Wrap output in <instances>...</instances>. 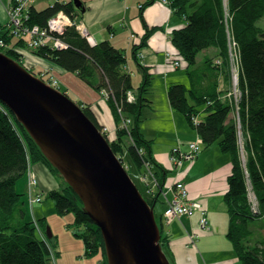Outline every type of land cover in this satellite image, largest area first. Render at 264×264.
I'll list each match as a JSON object with an SVG mask.
<instances>
[{
    "label": "trees",
    "instance_id": "1",
    "mask_svg": "<svg viewBox=\"0 0 264 264\" xmlns=\"http://www.w3.org/2000/svg\"><path fill=\"white\" fill-rule=\"evenodd\" d=\"M166 1L184 20V26L175 30L171 37L174 47L181 53V58L177 57L176 62H180L179 66L191 79L189 86L180 82L171 83L168 100L174 111L180 112L189 126L198 132L206 147L216 144L222 153L231 156L233 166L228 178L229 189L225 194L229 217L228 238L240 264H264V231L255 234L252 229L254 223L264 225V0ZM61 10L68 13L75 23L74 26H67L60 36L66 49H39L36 54L66 74H75L96 93L107 94L106 103L117 125L116 137L113 142L109 141L110 146L121 161L124 152L132 158L135 171L129 174L136 185L135 174L144 176L145 164H151L149 170L159 177L156 187L159 191L150 200L144 198L150 207H154L170 177L169 171L156 161L152 141L147 140L141 132L143 109L152 103L149 91L153 84V73L138 58L148 45L154 29H148L143 40L135 41L132 45L136 69L141 72L140 76H136L129 69L125 50L108 40L92 45L77 31V17L81 13L73 1H58L42 11L33 7L30 22L45 28L49 19ZM140 17L144 19L142 14ZM21 45L18 42L10 47L17 49ZM232 45L236 46L239 59V87L242 93L238 105L240 123L233 115V104L223 94L226 90H233L230 66ZM14 49V52L3 49L0 52L26 68L20 57L22 55ZM208 54L211 56L206 57ZM139 77L140 81L136 82L135 78ZM131 93H136L134 101L130 100ZM79 105L103 132L106 126L99 122L93 106L84 102ZM125 120L131 122L129 126L124 124ZM31 163L33 166L45 165L51 174L63 181L60 172L46 159L27 130L0 102V264H55V260L60 258L57 237L47 236L46 219L28 222L23 194L17 193L18 181L27 174ZM122 164L125 167L124 161ZM250 187L259 206L258 212L249 202ZM63 188L59 191L57 185L49 194L56 203L57 213L62 216L74 214L75 219L70 227L75 230V237L85 245L84 258H93L101 252L103 259L100 264H108L99 227L83 212L82 202L67 182ZM156 220L162 232L163 251H169L170 254H166L174 259L169 250V236L164 233L165 223L160 218Z\"/></svg>",
    "mask_w": 264,
    "mask_h": 264
},
{
    "label": "crops",
    "instance_id": "2",
    "mask_svg": "<svg viewBox=\"0 0 264 264\" xmlns=\"http://www.w3.org/2000/svg\"><path fill=\"white\" fill-rule=\"evenodd\" d=\"M58 1L66 3L74 0H38L34 7L42 11ZM14 2V0H0V27L3 28V25L8 24V10ZM81 2L83 7L78 9L81 15H78L77 20L90 30L91 36L97 44L108 40L121 50L122 48L127 50L129 69L134 73L137 72L135 75L139 74L140 76L141 72L136 70L135 62L132 60V45L135 42L132 38L135 37L137 41H142L147 30L154 29L148 45L142 50V53L145 54L144 65L153 73V84L149 95L151 106H147L142 112L141 132L147 140L152 141V151L156 161L170 173L165 187L168 188L175 181L183 179L188 186L190 197L196 200L203 209H206L211 228L209 230L201 229L199 212H196L193 217L176 218L168 224L164 221L165 234L169 236L170 250L175 262L177 264H240L235 248L228 238L229 217L227 206H225V194L229 189L228 178L233 166L231 156L225 152L222 153L219 146L213 144L210 147L205 146L202 154L190 164L185 174L173 178V170H170L172 168L171 162L169 163L170 152L180 146L186 150L187 145L199 137L198 132L189 126L183 115L174 111L168 100V89L171 83L180 82L185 85L187 83V79L180 74L182 68H174L169 63L170 59L166 57L167 52L175 55L171 51V46H173L171 35L175 30L184 26L183 18L162 0H81ZM146 3L150 4L146 5ZM141 14L144 19L140 17ZM59 73L66 74L61 69H59ZM73 83L70 79L67 81V86L63 85L66 92L72 97L74 95L78 99H82L81 102L84 104L92 103L85 94H81L82 98H79L76 93L72 95L73 90L69 86H73ZM94 94L98 100V95ZM157 105L162 112L157 110ZM91 106H93L95 114L98 115L102 126H106L105 128H109V130L116 128L109 108H103L102 111L101 108H96L93 104ZM165 118L173 124L174 134L169 141L161 142L164 146H160L158 145L160 134H157V130L163 129L161 122ZM210 148L213 150L212 153L209 152ZM46 169L43 164L34 166L35 172L40 176L41 191L48 192L57 185L54 177H51L50 171ZM203 200L204 202H202ZM162 205L161 214H157V209L154 208L155 214L160 220H163L166 211L165 204L162 203ZM34 218L36 219L35 215ZM58 240L60 241L59 234ZM76 245L79 250L72 261H64V249L61 248L60 258L57 259L56 264H100L95 258H84L85 245L82 252L80 250L82 246L79 243Z\"/></svg>",
    "mask_w": 264,
    "mask_h": 264
},
{
    "label": "water",
    "instance_id": "3",
    "mask_svg": "<svg viewBox=\"0 0 264 264\" xmlns=\"http://www.w3.org/2000/svg\"><path fill=\"white\" fill-rule=\"evenodd\" d=\"M73 2L82 9L81 0ZM0 101L99 227L108 264H171L162 250L154 207L144 199L108 138L79 105L1 52ZM47 235L52 237L49 228Z\"/></svg>",
    "mask_w": 264,
    "mask_h": 264
},
{
    "label": "rangeland",
    "instance_id": "4",
    "mask_svg": "<svg viewBox=\"0 0 264 264\" xmlns=\"http://www.w3.org/2000/svg\"><path fill=\"white\" fill-rule=\"evenodd\" d=\"M75 14H77V13H75ZM262 22L264 25V19ZM7 23L8 24L3 25L4 26L3 28L0 27V34L2 35V37L5 41L4 46L0 45L1 46L0 50L3 49L4 51H13L14 48L10 47L11 44L17 45V43L20 42V44H22L21 48H17L14 50H18L20 55H22V56H20V55L19 56L21 57L23 64L28 67V70L30 69V71L33 74L42 78L46 82V84L49 83L51 86L58 87V89L60 88L64 92L65 91L64 86H67L66 85L67 81L71 79L74 82L73 86H71V85L69 86L73 90L72 95L76 93V95L79 98H82L81 94H85L92 101V103H89V104L95 105L96 108H101L102 111H103V108H109L108 104L106 103L107 102L106 101L107 100V94L96 93L93 90V88L88 86V84L84 83L82 81V79H80V80L77 79V77L73 73H69V74L68 73L67 74L59 73L60 74L59 75L58 74L59 69L57 67H54L53 65L47 63L45 60L41 59L38 56V54H36V52L39 49H44L45 47L50 46V44H48V46L47 45L44 46V48L43 47L42 48L41 47L40 48H38V47L33 48L31 46L30 39L28 36H26V35L21 36V34L13 33L11 30L8 29V28H12V24L10 23V18H9ZM29 25H30V27H35L36 24L33 25L29 21ZM260 25H261V22H260ZM171 41H172V39H171ZM171 48H172L171 51H173L175 53V55L167 52L166 57L168 59H170L169 63H171L174 68L177 67L179 69L180 67L177 66L176 60H177V57L181 58L180 57L181 53L177 49V47H174V45L171 46ZM123 50H125V49H123ZM125 51L127 52V50H125ZM13 52H11V53H13ZM142 52L143 51L140 52V54H139L140 57L138 58V60H140L139 62L144 66L145 54H143ZM14 54H17V53L15 52ZM208 56H211V55H209V54L206 55V57H208ZM230 56H231L230 66L232 69V71H231L232 76L231 77H233L232 88L234 89L233 91H235V92H232V94L235 96V98H237V100H236L235 98L231 97L230 102L234 106L233 107V109H234L233 115L237 116L240 111H239L238 105H236V103L237 104L239 103V100H241L242 94L240 91H238V89L240 88L239 87V78L240 77L238 76L240 69L238 66L239 59H238L237 50H236L235 45H232V47H231ZM200 59H201V57H199V60ZM132 60H134V58H132ZM134 62H135V60H134ZM136 65L137 64L135 63V68H136ZM236 69L238 71V75H237ZM135 73L137 74V72H135ZM180 74L183 75L185 79H187L186 86H189L191 83V79H189L188 76L186 75L185 69H181ZM235 75H236V77H235ZM135 81L139 82L140 77L135 78ZM227 86H229V85L227 84ZM225 90L226 89H224L223 91H225ZM149 92L151 93V88H150ZM94 93H96L98 95V100L96 99ZM228 93H230V91L226 90V92L223 94L226 95ZM133 94H134L133 96L135 97L136 93H133ZM72 98L76 101V103L82 104V102H81L82 99H78L74 95ZM158 109H159V112H162L161 108H159V105H157V110ZM144 115H146V112H144ZM102 116H104V115H102ZM129 123H131L129 120H125V122H124V124L126 126H129ZM161 125L163 126V129L157 130V134H160V137H159L160 139H159L158 145L164 146V144H162L161 142L169 141L174 134L173 133V124L171 122L169 123V121L165 118L164 121L161 122ZM116 130H117V125H116V128L115 129L113 128L112 130H109V128H105L104 132H105L106 136L109 137L110 142H113L115 140ZM215 146H218V145H215ZM182 152H183V150H181V146L174 148L172 150V152H170L169 163L171 162L170 166L172 168L170 170L171 171L173 170L172 171L173 172V175H172L173 178H175V177L178 178L179 177L178 175L185 174V172L190 167V164L193 162V160L197 159L201 155L200 152L198 154H196V151L192 150L190 153V150H189L190 155L188 157H186ZM209 152L212 153L213 150L210 148ZM121 157L123 158L122 161H124L125 167H127L128 172L133 173L135 171V169H134L133 164L131 162L132 158L129 157V154L127 152H124L123 154H121ZM243 160H245V158ZM149 165H151V164L150 163L145 164V167H146L145 173H143V171L140 172V173H143L144 176H141L140 174L138 175V173L135 174L136 181L138 182L137 187H138V189L140 188L141 193H143L144 197L148 200L154 198L156 193H158V191H159V190H156L157 189L156 185L158 184L157 179L159 177L155 176V173H153L152 170H149L150 169ZM46 170H48V169H46ZM29 175H30V178H31V176L36 175V172L34 170V166L32 163L28 165L27 174L21 177V179L18 181V185H17V193L20 195L23 194L22 201H24V203L26 204L27 221L28 222H35L37 220H41V219L45 218L47 225H48L47 227L51 230L52 237H50L49 235H47V236H49L50 238H53V236H56L57 240H58V234H59L60 235V241L58 240V242H57L58 251L61 252V248H63L64 249V251H63L64 261L65 262H67L69 260L72 261V258L75 257L74 255H77L76 253H78V250H79L76 243H79L82 246V249H80L81 252L84 250V245L82 244V241L79 238L75 237V234H74L75 230L72 227H70V225L74 222V219H75L74 214L70 213V214H66L65 216L58 214L56 211V203H54L53 200L49 197V194L52 191L47 192L46 196L41 195L42 197H40V194H41L40 192H43V191H41L42 190L41 183H37V182H34L32 179H29V177H28ZM137 175H138V177H137ZM37 177L40 180V176L38 173H37ZM51 177H54V181L56 182V185L58 182L59 186L62 187L61 189H59V191L63 190V187H65V182H63L61 180V178H59V176H56L54 174H51ZM131 178H133V177L131 176ZM133 180H134V178H133ZM176 182L177 181H175V183ZM170 188L171 187L169 186L167 189H165V192L166 193L168 192V198L169 199L164 197V194L162 193V190H161L160 196H159V202L154 206V208L156 207V209H157L156 210L157 214H161L163 211L162 203L165 204V207L167 210V204L173 200V194L170 192ZM186 188H187V191L189 192L188 187H186ZM152 189H154V190H152ZM169 192H170V194H169ZM191 201H193V200H191ZM202 202H204V200ZM249 202L252 205L253 210H256V212H258L259 206H258L255 195H252V194L250 195ZM225 206H227L226 203H225ZM227 213H228V206H227ZM157 214H156V218L158 219L159 217L157 216ZM34 215L36 216V219L34 218ZM165 216H166V211L164 212V215H163V221H165V223L168 224L169 223L168 219H166ZM175 219L176 218H173L172 220H175ZM159 225H160V223H159ZM263 228H264V225L261 222L260 223H254L252 225V229L255 232V234H259L260 232H263L264 231ZM209 229H211L210 225H209ZM209 229H206V230H209ZM164 233H166L165 230H164ZM161 236H162V232H161ZM75 239L76 240L78 239L81 242L78 240L76 241ZM169 250H170V248H169ZM166 252H168V254H170L169 251H166ZM102 256H103V254H101V252H100L97 256H95L93 258H95V260H97V262L100 263ZM236 257H238L237 253H236ZM90 260H92V259H90ZM56 261L57 260H55V264H56Z\"/></svg>",
    "mask_w": 264,
    "mask_h": 264
},
{
    "label": "built area",
    "instance_id": "5",
    "mask_svg": "<svg viewBox=\"0 0 264 264\" xmlns=\"http://www.w3.org/2000/svg\"><path fill=\"white\" fill-rule=\"evenodd\" d=\"M37 1L38 0H16L9 10L10 23L12 24V28H9V30L13 33L21 34V36H28L33 48L48 46V44L54 45L57 49L65 47L64 43L57 37V33L62 34L67 25L73 24L72 20H70L68 15L66 16L65 13L60 12L49 19L45 28H41L37 25H35V27H30L29 21L31 19V9ZM78 29L83 34L88 35V31L83 25H78ZM0 45H5V41L1 34ZM131 99L132 98H130V100ZM201 146V142L191 144L189 149L190 153L192 150H195L196 154H198L201 150ZM177 187L179 189V195L173 197L174 199L167 204L165 217L168 219V222H172L173 218H180L183 216L193 217L196 212H199L201 215V229H209V220L207 218L206 209H203L196 200L190 201L187 188L184 184H178Z\"/></svg>",
    "mask_w": 264,
    "mask_h": 264
},
{
    "label": "bare ground",
    "instance_id": "6",
    "mask_svg": "<svg viewBox=\"0 0 264 264\" xmlns=\"http://www.w3.org/2000/svg\"><path fill=\"white\" fill-rule=\"evenodd\" d=\"M166 1V0H165ZM164 0H162V2L164 3V4H168V5H170V3H169V1L167 2H165ZM14 4V3H13ZM34 7V6H33ZM32 7V8H33ZM11 8V7H10ZM10 10V9H9ZM9 10H8V12H9ZM60 12H63V13H65V15L67 16L68 15V17L70 18V20H72V25H67V26H74V20L71 18V16L68 14V13H66L65 11H63V10H61V11H59L58 13H60ZM9 18H10V14H9ZM32 24V23H31ZM78 25H83L84 26V28L87 30V28L85 27V25L84 24H82L81 22H79V20H78V23H77V31L79 30L78 29ZM37 26H39V25H37ZM39 27H41V26H39ZM42 28V27H41ZM65 28H67V27H65ZM64 28V29H65ZM9 29V28H8ZM64 31V30H63ZM80 31V30H79ZM88 31V35H85V34H83L81 31H80V33L83 35V37H85L92 45H96L97 43L95 42V40L92 38V36H91V33H90V31L89 30H87ZM64 33V32H63ZM62 33V34H63ZM62 34H59V33H57V37L61 40V38H60V36L62 35ZM134 41H136L137 42V40L135 39V37L134 38H132ZM61 42H63L62 40H61ZM64 43V42H63ZM64 45H65V43H64ZM38 48H40V47H38ZM42 48V47H41ZM44 48V47H43ZM47 48H51V49H56L57 51L58 50H63V49H66V45H65V47H63V48H55L54 47V45H50V46H48V47H45L44 49H47ZM2 53V52H1ZM176 61H178V60H176ZM19 63V62H18ZM20 64V63H19ZM21 65V64H20ZM180 65V62H177V66L178 67H180L179 66ZM23 66V65H22ZM24 67V66H23ZM25 68V67H24ZM25 69H27V67L25 68ZM28 70V69H27ZM32 75H34L30 70H28ZM236 71H237V69H236ZM240 72V71H239ZM237 75H238V71H237ZM36 76V75H35ZM234 76V75H233ZM239 76V75H238ZM36 77H38V76H36ZM235 77H236V75H235ZM38 78H40V77H38ZM41 79V78H40ZM42 80V79H41ZM45 82V81H44ZM46 83V82H45ZM48 85H50L49 83H47ZM51 86V85H50ZM51 87H53V86H51ZM54 89H56V90H59V91H61V92H63L60 88L58 89V87H53ZM234 90V89H233ZM231 91L230 93H228V94H226V98L228 99L227 101L228 102H230L231 101V97H233V98H235V96L232 94V92H235V91ZM238 91H240V88L238 89ZM241 92V91H240ZM64 93H66V95L68 94L67 92H66V90L64 91ZM242 94V93H241ZM134 95L133 93H131L130 94V98H132L131 99V101H134L135 100V97L132 96ZM70 98V97H69ZM236 100H237V98H235ZM70 100H72L76 105H79L78 103H76V101L73 99V98H70ZM239 102H240V100H239ZM230 104H231V102H230ZM236 105H239V103L237 104L236 103ZM235 105V106H236ZM80 106V105H79ZM234 107V106H233ZM84 111V110H83ZM12 112V111H11ZM85 113V112H84ZM14 115V114H13ZM86 115V114H85ZM87 116V115H86ZM235 116V115H234ZM14 117H15V115H14ZM237 118V120L239 121L238 123H240V120L238 119V115L237 116H235V119ZM195 122H197V119H195ZM104 131H105V128H104ZM103 131V132H104ZM104 136H105V134L102 132V131H100ZM198 142H201L202 143V146H201V150H200V154H202V151L204 150V148H205V143L203 142V139L201 138V137H198L195 141H192L190 144H188V147H187V149L186 150H183L182 148H181V150H183V154L186 156V157H188L190 154L188 153L189 152V149H190V146H191V144H197ZM243 145V144H242ZM243 147V146H242ZM116 155V154H115ZM116 157H117V155H116ZM243 158H245V156L243 157ZM194 161V160H193ZM51 164V163H50ZM123 165V164H122ZM45 166V165H44ZM46 167V166H45ZM54 167V166H53ZM124 167V166H123ZM47 168V167H46ZM125 168V167H124ZM48 169V168H47ZM126 170H127V168H126ZM49 171V170H48ZM127 172H128V170H127ZM51 173V172H50ZM129 173V172H128ZM60 175H61V173H60ZM130 175V174H129ZM29 177V179H32L34 182H37V183H41L40 182V180H39V178L37 177V172H36V175H34V176H31V178H30V175L28 176ZM131 177V176H130ZM63 178V181H65V179H64V177H62ZM132 180H133V178H132ZM65 182H67V181H65ZM133 182L135 183V181L133 180ZM67 184H68V182H67ZM136 184V183H135ZM178 184H184V186H186V184H185V181H183V179H181V180H177V182L176 183H174L173 185L171 184V188H170V192H172V194H173V197H176L177 195H179V189H178V187H177V185ZM57 185H58V187H59V189H61L62 187H60L59 186V183L57 182ZM69 185V184H68ZM137 186V185H136ZM186 187H188V186H186ZM138 188V187H137ZM64 189V188H63ZM165 189H167V187L165 188ZM139 190H140V188H139ZM152 190H154V189H152ZM72 192H74V191H72ZM141 192V191H140ZM169 192V193H170ZM251 192V193H250ZM41 194H40V197H42L43 195H45L46 196V194H47V192L46 191H43V192H40ZM163 194H164V197L165 198H167V199H169L168 198V192L166 193L165 191H163L162 192ZM74 194H75V192H74ZM248 194H252V195H255L254 193H253V191H252V189H251V187L249 188V191H248ZM42 195V196H41ZM143 195V194H142ZM188 195H189V197H190V194H189V192H188ZM31 196V195H30ZM144 197V196H143ZM145 199V198H144ZM174 199V198H173ZM191 200H194V199H192L191 197H190V201ZM147 201V200H146ZM147 203H148V201H147ZM149 204V203H148ZM162 246V245H161ZM162 250H163V248H162ZM164 252V251H163ZM166 253V252H165ZM106 254V253H105ZM106 256H107V254H106ZM166 256H167V259H168V261L171 263V264H177V262H175V259H172V258H170L169 256H168V254H166ZM103 257V256H102ZM108 262V261H107Z\"/></svg>",
    "mask_w": 264,
    "mask_h": 264
}]
</instances>
